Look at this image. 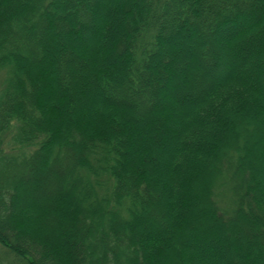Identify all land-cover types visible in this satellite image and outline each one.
<instances>
[{"label":"trees","instance_id":"obj_1","mask_svg":"<svg viewBox=\"0 0 264 264\" xmlns=\"http://www.w3.org/2000/svg\"><path fill=\"white\" fill-rule=\"evenodd\" d=\"M14 1L0 264H264V0Z\"/></svg>","mask_w":264,"mask_h":264},{"label":"rangeland","instance_id":"obj_2","mask_svg":"<svg viewBox=\"0 0 264 264\" xmlns=\"http://www.w3.org/2000/svg\"><path fill=\"white\" fill-rule=\"evenodd\" d=\"M17 1L18 0H15L14 1V3L15 4H17ZM109 11L107 10L105 13H106V15H110V13H108ZM254 48V47H253ZM240 59V58H239ZM239 59H237L236 61H235V63H234V65L236 64V67H238V63H239ZM222 69L221 68H219L218 69V71H221ZM182 104V105H181ZM180 105L178 104L177 105V108H178V110L179 111H184V110H186V109H188L189 107H191L190 105H192V103H191V101L190 102H188V103H181ZM53 167V165L51 166V168ZM24 180H27V179H25L24 178ZM49 180H50V178H49V175L48 174H45V177H44V179H43V185H44V189L45 188H47L48 186H49ZM30 183H29V185H28V187L29 188H32V189H34V185H35V183H34V180L33 179H30V180H28ZM28 183V182H27ZM41 192V191H40ZM33 194V193H32ZM31 193H28L27 195L25 194L24 195V199L25 200H27V201H33L34 203H36V205H37V203L38 204H40L42 201H47V199H46V196L45 195H43V193L41 192V193H38V192H35L34 193V195H32ZM35 196V197H34ZM18 209H19V207H17ZM22 208V207H21ZM20 208V209H21ZM202 214V213H201ZM200 214V215H201ZM206 217V219L207 220H209L210 219V221H213L214 222V220H213V218L212 217H209V216H205ZM204 217V218H205ZM205 223H208L207 221H205ZM215 223H219V222H216L215 221ZM146 229V228H145ZM243 230V229H242ZM223 231V232H222ZM231 231V232H230ZM45 232V231H44ZM150 232H151V230H150ZM221 232H222V234H224V236L225 237H227V238H230V236H231V233H232V230H229L228 229V227L227 226H225V228L224 227H222V230H221ZM151 233H156V232H154L153 230H152V232ZM233 234V233H232ZM249 236V235H248ZM242 238H244V237H242ZM245 243L247 244V245H249L252 249H255V250H257L258 248H257V245H255V246H252V242H251V240L249 239V238H246L245 239ZM250 248V249H251ZM228 251V249L226 248V250H224V253H227L226 255H227V257H232V256H234V254L232 253H230V252H227Z\"/></svg>","mask_w":264,"mask_h":264}]
</instances>
